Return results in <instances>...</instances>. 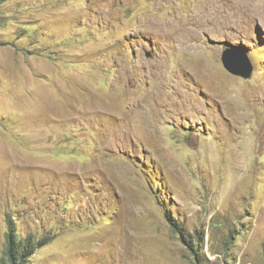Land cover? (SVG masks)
I'll use <instances>...</instances> for the list:
<instances>
[{
    "label": "rangeland",
    "instance_id": "1",
    "mask_svg": "<svg viewBox=\"0 0 264 264\" xmlns=\"http://www.w3.org/2000/svg\"><path fill=\"white\" fill-rule=\"evenodd\" d=\"M0 20V259L11 219L53 237L28 264H264V0H7Z\"/></svg>",
    "mask_w": 264,
    "mask_h": 264
},
{
    "label": "trees",
    "instance_id": "2",
    "mask_svg": "<svg viewBox=\"0 0 264 264\" xmlns=\"http://www.w3.org/2000/svg\"><path fill=\"white\" fill-rule=\"evenodd\" d=\"M5 2H7V0H0V6ZM0 24H3L1 23V20ZM166 216L173 227V230L179 234H183L182 228L178 225L176 220H174L169 214ZM6 237L7 239L5 241V247L3 250V256L0 259V264H28L32 254L35 253L38 248L46 246L53 239V237L50 236H46L39 240L34 238L32 235L21 236L15 231L14 223L11 219H9V228Z\"/></svg>",
    "mask_w": 264,
    "mask_h": 264
},
{
    "label": "water",
    "instance_id": "3",
    "mask_svg": "<svg viewBox=\"0 0 264 264\" xmlns=\"http://www.w3.org/2000/svg\"><path fill=\"white\" fill-rule=\"evenodd\" d=\"M234 54V52L232 51V49H228L227 51H225V53L223 54L222 60H223V64L225 66V68L236 75H240L243 76L245 78H250L253 72V67L250 65L247 68L246 67H240L238 60L237 63H233L231 60V56ZM236 58H237V54H235ZM239 59V58H238Z\"/></svg>",
    "mask_w": 264,
    "mask_h": 264
},
{
    "label": "bare ground",
    "instance_id": "4",
    "mask_svg": "<svg viewBox=\"0 0 264 264\" xmlns=\"http://www.w3.org/2000/svg\"><path fill=\"white\" fill-rule=\"evenodd\" d=\"M218 1V0H217ZM239 2V1H238ZM241 2V1H240ZM235 3V2H234ZM213 4V3H212ZM245 6V5H244ZM213 9V8H212ZM220 9H221V11L222 12H226V10H227V7L225 6V5H221L220 6ZM227 15V14H226ZM249 15V14H248ZM227 17H228V15H227ZM253 17V16H252ZM208 19V18H207ZM230 19V18H229ZM247 20V19H246ZM256 20V19H255ZM168 21V20H167ZM230 21V20H229ZM248 21V20H247ZM247 21H246V23H247ZM244 22V21H243ZM168 23V22H167ZM240 25H242V24H240ZM167 31H168V25H167ZM165 33V32H164ZM168 33H169V31H168Z\"/></svg>",
    "mask_w": 264,
    "mask_h": 264
}]
</instances>
